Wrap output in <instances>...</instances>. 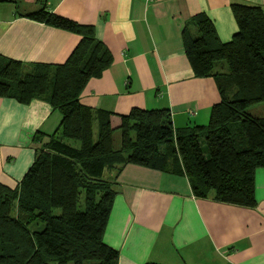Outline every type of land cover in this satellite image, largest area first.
<instances>
[{
    "label": "trees",
    "instance_id": "trees-1",
    "mask_svg": "<svg viewBox=\"0 0 264 264\" xmlns=\"http://www.w3.org/2000/svg\"><path fill=\"white\" fill-rule=\"evenodd\" d=\"M230 11L236 30L226 43L204 13L191 16L181 31L193 76L211 78L218 101L206 125L177 129L166 109L114 115L81 105L85 84L101 76L112 55L91 26L44 7L26 15L79 40L62 64H22L0 56V98L23 105L39 99L60 114L51 134L32 136L33 160L15 188L0 184V264H115L116 250L102 242L116 194L114 177L104 173L117 175L126 164L181 174L196 198L256 205L264 117L246 109L264 107V15L257 6L232 4Z\"/></svg>",
    "mask_w": 264,
    "mask_h": 264
},
{
    "label": "crops",
    "instance_id": "crops-1",
    "mask_svg": "<svg viewBox=\"0 0 264 264\" xmlns=\"http://www.w3.org/2000/svg\"><path fill=\"white\" fill-rule=\"evenodd\" d=\"M232 4L257 6L264 15V0H0V56L22 64L66 60L79 37L26 17L44 7L91 26L112 55L101 76L85 84L81 105L114 115L166 109L174 129L204 126L218 95L211 78L193 76L181 31L204 13L219 42H228L236 30ZM59 121L45 101L0 98L1 185L15 188L33 160L32 136L51 134ZM104 177L115 183L102 235L117 252L115 264H264V168L254 172L252 208L196 198L181 174L126 164Z\"/></svg>",
    "mask_w": 264,
    "mask_h": 264
},
{
    "label": "rangeland",
    "instance_id": "rangeland-1",
    "mask_svg": "<svg viewBox=\"0 0 264 264\" xmlns=\"http://www.w3.org/2000/svg\"><path fill=\"white\" fill-rule=\"evenodd\" d=\"M246 111L255 117H264V107L261 103H257L254 105H250L247 107ZM94 134H95V127H94ZM113 138H114V142H117V138H118V134L117 132L113 134ZM201 149H202V153L203 155L206 157V151L205 148L203 146V144L201 145ZM54 213H57V211H54ZM50 264H54V263H50Z\"/></svg>",
    "mask_w": 264,
    "mask_h": 264
},
{
    "label": "built area",
    "instance_id": "built-area-1",
    "mask_svg": "<svg viewBox=\"0 0 264 264\" xmlns=\"http://www.w3.org/2000/svg\"><path fill=\"white\" fill-rule=\"evenodd\" d=\"M154 0H143L144 4H148V3H151L153 2Z\"/></svg>",
    "mask_w": 264,
    "mask_h": 264
}]
</instances>
